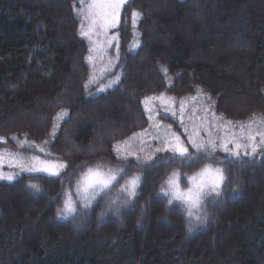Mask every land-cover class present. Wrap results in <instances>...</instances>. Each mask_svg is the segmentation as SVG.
Masks as SVG:
<instances>
[{
	"label": "trees",
	"instance_id": "obj_1",
	"mask_svg": "<svg viewBox=\"0 0 264 264\" xmlns=\"http://www.w3.org/2000/svg\"><path fill=\"white\" fill-rule=\"evenodd\" d=\"M81 7L0 0V151L67 165L59 176L2 170L15 178L0 180V264H264V145L239 157L222 147L264 122V0H129L102 63L80 34ZM161 94L179 110L160 107L163 127L154 128L145 101ZM173 133L197 163L156 151L175 145ZM198 136L212 137L215 150L209 141L207 151L193 148ZM205 164L223 168L225 180L201 223L161 188L173 171L189 186ZM98 165L124 171L88 203L77 181ZM68 199L76 211L57 215Z\"/></svg>",
	"mask_w": 264,
	"mask_h": 264
},
{
	"label": "snow or ice",
	"instance_id": "obj_2",
	"mask_svg": "<svg viewBox=\"0 0 264 264\" xmlns=\"http://www.w3.org/2000/svg\"><path fill=\"white\" fill-rule=\"evenodd\" d=\"M79 3L82 7L78 10L77 15L83 16V21L81 23V36L87 37L91 40L93 34H99L101 31L107 32L109 28H114L119 23V9L125 3V0H79ZM133 24H135V18L139 15V13L133 12ZM85 22H87L85 24ZM94 49H89V51H93ZM88 60H92V56L88 57ZM162 71L167 72L166 68L162 67ZM118 80V78H117ZM110 86V85H109ZM87 87V85H86ZM161 100L164 101V96L161 94L158 97H148L146 98L145 103L149 100ZM150 111V109H149ZM67 112L65 110H61V112L57 113L56 120H60L62 117L66 116ZM151 119V117H150ZM222 119V118H221ZM243 127V126H242ZM57 124H53L51 136H55ZM261 135V143H264V134ZM176 143L175 145L167 144L165 148H157L156 151L163 150H171L174 154H178L180 157H184L186 162L189 164L197 163L199 158L189 160L188 158V148L184 147L180 141L179 137L175 136ZM15 139V137L13 138ZM248 139L250 141H255L256 137L254 135H249ZM0 142H4L3 138H0ZM44 144H47L48 141H44ZM211 144L212 150L214 151L216 145L209 141ZM20 147H24V143H20ZM192 147L196 148L198 151L204 150L207 151V148L203 144H198L195 141H192ZM223 150L234 157H239L241 154V149L244 150L245 155L252 154L254 155L257 152V147L255 144L251 146V152L248 151L247 145H242L240 143H234L233 148L229 149L228 143L222 145ZM40 152H45L44 147H40ZM119 151V149H117ZM47 156H51V153H45ZM128 155H133L131 152H127L125 154V159H127ZM0 159H3L2 154H0ZM137 162H140V157H137ZM152 159L151 156H147L144 158V162L147 163ZM11 166V165H10ZM21 170L28 172H45L51 176H59L61 171L67 167V165L57 159H41L39 156L33 155L27 162L23 160L19 161L17 165ZM124 169H117L115 172L109 169L107 172L101 169V166H96L95 168H88L86 172H83L78 178L77 185L78 191L83 193L84 199L87 200L89 198V193L94 198L99 193L103 192L105 189H108L113 181L116 180L117 174ZM179 171H173L171 176L165 182L167 185V189L162 186L161 191L170 196L168 203L169 205L173 204V201L181 202L183 205H187L189 208L198 207L203 198L209 194L215 193L217 196L220 195V189L222 184L224 183V169L221 167H212L211 165L205 164L203 168H201L198 172L188 176L187 179L189 181V185L185 188L180 187L179 183ZM14 175L10 173L0 172V180L12 181L14 179ZM140 177L133 176L128 181H126V185L124 186L125 191L128 192L129 195L136 194V188L139 186ZM31 189L36 192L40 191V187L37 184L29 185ZM85 207H88V204L85 203ZM76 211L73 202L71 199H68L64 203V208L62 210H58L57 215H60L61 212L64 213H74ZM191 216V211L188 213ZM191 227L189 228V232H191Z\"/></svg>",
	"mask_w": 264,
	"mask_h": 264
},
{
	"label": "rangeland",
	"instance_id": "obj_3",
	"mask_svg": "<svg viewBox=\"0 0 264 264\" xmlns=\"http://www.w3.org/2000/svg\"><path fill=\"white\" fill-rule=\"evenodd\" d=\"M128 1L129 0H125V3L119 9V23L117 24L116 27L109 28L107 30V32L101 31L99 34H93L92 35L91 39H92L93 46H94V51H95L93 59L97 60V62L100 61L102 63L103 61H105L106 60V56H102V55H105L106 53H109L110 51H113L114 47H117V45H118L117 42H118L119 39H118L117 34L114 33V29H116L120 25L121 17H122V14H123V10H124V7L126 6ZM237 38L239 39V44H236L237 46H240V47L241 46H246L245 45L246 41H245L244 37H241V35L239 37V35L237 34ZM107 57L110 58V55L108 54ZM172 100L175 101V99H171V98L166 99L165 98L163 102L161 100H157V99H154V101H150V102L148 101L147 102V108H148V110L150 109L149 112L151 114V118H152V121H153L154 128H157V126L161 123L160 122V118H161L160 116H162L161 115L162 111H161L160 107L162 109H164V107L167 106L166 107L167 110H171L172 112H175V114L178 113L179 109L178 110L174 109V107L171 106L172 104H170L171 102L174 104V102ZM234 104H236V102ZM170 107H172V109H174L175 111L170 109ZM188 108H190V105L188 106ZM180 111H181L180 115L182 116V120L190 118L188 116V110H187L186 107L182 108V110H180ZM163 113H165V112L163 111ZM175 114H173V115H175ZM195 116H197V118H199V122L201 123V125L207 126V124L205 123L206 121L205 120L202 121V119H200L201 116H199L198 114H195ZM263 124H264V122H263ZM263 124H261V127H258V124H257V126H255L254 128H251V127H253L255 125V124L254 125L252 124V126L247 128V129L241 127L239 129L240 130L239 132H241V134L239 133L237 137H233L235 135H232V134L231 135L229 134L228 136H225L224 139H223L222 145L225 144V143H228L229 149L233 148L234 143H240L242 145H247V146L249 145L250 148H248V151L250 153L251 152V146H253V144H255L256 147L257 146L259 147L260 145H264V143L260 142L261 141V135L260 134H264V132L263 133L260 132L261 130H264V125ZM160 125H161L160 128H162L163 124L161 123ZM257 127H258V129H257ZM159 132L162 133V134L164 133L165 137H167L168 140L172 137L170 135L172 133L169 132L170 133L169 134L167 129H164V130L160 129ZM249 135H254L256 137L255 141H250L248 139ZM242 138H244V139H242ZM208 141L212 142L213 138L209 137V138L204 139V138H202V137L200 138L198 136L197 139H196V143H198V144L207 143ZM174 142H176L175 139H174ZM243 153H244V150L241 149V154H243ZM0 154H2V156H3V159H0V172H3L2 170L5 169V168H10V169H12V168L17 169L18 168V170L23 171L18 166H16L17 163L19 161H21L22 159H19V158L15 157L14 155L8 154V152H6L5 150L0 151ZM24 162H27V161H24ZM105 172H107V171H105ZM43 173H45V172H43ZM118 175L119 174H117V176ZM179 183H180V187L183 189L180 176H179ZM81 194L83 196L82 192H81ZM90 195L91 194L89 193V196ZM216 196L217 195L215 193L207 195L206 197L203 198L202 203L198 207L189 208L186 205L187 208H188V211H191V213H192L191 214L192 218H197V220L201 221V223L206 221L207 220V218H206V211H207L206 203H207V200H209L211 198H214ZM91 198L92 197H89L86 201L88 203L92 202L93 199L90 200Z\"/></svg>",
	"mask_w": 264,
	"mask_h": 264
}]
</instances>
